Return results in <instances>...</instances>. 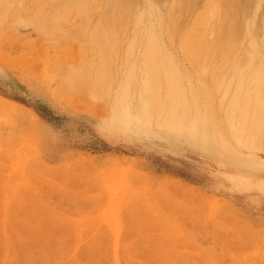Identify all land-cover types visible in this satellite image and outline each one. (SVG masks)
<instances>
[{
  "label": "rangeland",
  "instance_id": "1",
  "mask_svg": "<svg viewBox=\"0 0 264 264\" xmlns=\"http://www.w3.org/2000/svg\"><path fill=\"white\" fill-rule=\"evenodd\" d=\"M60 1L0 0V264H264V141L245 145L229 109L235 56L197 73L180 47L226 0H128L125 22L104 0ZM256 1L241 2L246 19ZM257 15L260 39L264 1ZM150 23L182 71L157 73L153 104L140 73ZM198 118L201 136L157 125L196 132Z\"/></svg>",
  "mask_w": 264,
  "mask_h": 264
},
{
  "label": "bare ground",
  "instance_id": "2",
  "mask_svg": "<svg viewBox=\"0 0 264 264\" xmlns=\"http://www.w3.org/2000/svg\"><path fill=\"white\" fill-rule=\"evenodd\" d=\"M63 1L65 0H62L60 2L64 4L66 1L65 2ZM75 1L73 0L74 3L77 2ZM242 1L245 2V0L223 1L220 4V8L218 11H215L213 9L214 6L208 7V9H206V11L197 19L196 24H195V28H199V29L204 28L205 32L203 34H199V33H196L194 29L192 33L190 34L188 33V35L186 34L181 39L180 47L186 56L196 60L197 62L199 60L200 68L198 66V70H196L197 73H222L227 65L223 64L221 67H217V65H215L216 60L218 59L222 63H226L228 56H230L231 53L233 56H235L236 63L232 67V71H233L232 73H237L241 79L238 82V85H235L236 93L234 97L231 99V103H230L231 107L229 109L232 114L234 115L238 114L240 116L239 121H238L239 131H240V134L245 139V145H249L251 146V148H254L256 146L260 147L262 145V141H264V18L262 19L261 25H260L262 29L261 38L260 39L257 38L255 35H258V34L253 32V27L255 24H257L255 19L258 16L257 11L259 9V4L260 2L264 0L256 1L257 10H254V12H252L251 15L249 14L250 17L248 19H246V15H245L246 12L241 9ZM175 3L180 4V5L181 4L182 5L191 4L190 0H177L176 2L173 3L172 6H174ZM65 4H68V3H65ZM88 4L89 6H92V1L88 0ZM1 5H3V3ZM134 5L135 3L132 5V3L128 0H104L102 8H104L105 12L108 15L109 14L112 15L113 13L114 14L120 13V18H122V20L125 22L126 19H128L126 15L131 16V14L134 13V9L136 6ZM84 6L87 9L89 8L87 5H84ZM155 10L151 9L152 13H155ZM208 14H210L209 17H207ZM120 18H119V21H120ZM108 20L109 22L111 21L110 16H109V19L106 16V21L108 22ZM143 20L144 18L142 16L137 17V22L143 21ZM241 25L242 27L244 26L246 29V32L244 35H241V31H240ZM97 28H98L97 29L98 33L101 34V29L99 25ZM147 28L149 29L148 30L149 34H147V36L143 39L145 40L144 44L142 43L143 53H141L142 59L140 62V71H141L140 73H149L148 74L149 79H147L148 81L146 80L145 86H143L142 89L146 92V94L147 93H149V95L151 94L150 96H151V101L153 104L154 103L153 101L159 96V95H156V93L158 94L157 90L160 87L159 85L160 83H158L160 82L158 81L160 80V77H159L160 75H157V73H182V71L180 70L176 62L174 61L173 57L168 52H166V48L164 47L162 43L161 36L158 37V35H156V33L153 31L157 28L155 27V29H153L154 27L153 25H151V23L150 25L147 26ZM208 34L214 38L215 40L214 42L211 40L210 41L208 40L209 39ZM99 39H100V36H99ZM240 40H244V41L248 40L247 45L245 46L242 45V47L240 46L241 49L238 47H235L237 46L236 43L239 42ZM100 42L102 43V41L99 40V46L101 47L102 45H100ZM133 44H130L129 46L131 47L133 46ZM112 48L113 46H109V47L106 46L100 51L98 55L100 59V62H99L100 66L98 70L96 71V73L107 72L106 57H105L104 52H111ZM130 49H128L127 51V59L131 55ZM116 53H117V50H115L114 55ZM136 71L137 70L135 66L132 67L131 65V67H129V70L127 72L136 73ZM176 90H177V87L175 86H172V88L168 90L166 106L167 108H171V110L173 108L175 110V113L178 114L179 112L177 110L178 106L176 105V102L179 103V97H177L179 94L175 96L174 93L176 92ZM143 97L145 96L143 95ZM237 105L241 106L240 110L233 111L232 108ZM153 106L155 107V105ZM148 110L149 108L145 106L146 113ZM174 110H172V112H174ZM168 114L171 115L170 112ZM130 117H132V115L129 116V119L127 120L128 121L127 124H131L132 122L133 117L132 118ZM198 120H200L199 127L196 125V123L194 124V127H193V129L197 128L196 132L190 129L191 127L189 123L184 124V122L182 123V121H179V123L175 122L174 124L169 122L170 123L169 126L164 125L162 123H158L157 125L159 129H168L171 132H182L184 130V132L190 133L192 136L194 134H196V136L198 135L201 136L203 132L201 131V127H204L205 125L202 119L198 118ZM207 120L209 121L210 117L207 118ZM211 131L212 130L208 128V132L210 135H211ZM205 136H206V133H205ZM202 140H204V138H202Z\"/></svg>",
  "mask_w": 264,
  "mask_h": 264
}]
</instances>
